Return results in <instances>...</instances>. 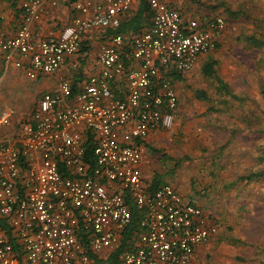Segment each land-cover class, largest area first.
<instances>
[{
	"label": "built area",
	"instance_id": "2783aa9c",
	"mask_svg": "<svg viewBox=\"0 0 264 264\" xmlns=\"http://www.w3.org/2000/svg\"><path fill=\"white\" fill-rule=\"evenodd\" d=\"M12 1L21 19L12 36L0 27V55L29 79L55 73L93 31L118 28L133 4L76 0L58 34L36 38L47 7L64 0ZM148 6L150 26L129 42L100 40L97 73L75 91L63 79L26 117L1 112L0 264H191L217 235L218 224L173 185L150 190L140 164L149 132L175 120L178 93L167 74L191 71L226 21H184L163 0ZM132 207L138 223L125 238Z\"/></svg>",
	"mask_w": 264,
	"mask_h": 264
},
{
	"label": "rangeland",
	"instance_id": "374dc122",
	"mask_svg": "<svg viewBox=\"0 0 264 264\" xmlns=\"http://www.w3.org/2000/svg\"><path fill=\"white\" fill-rule=\"evenodd\" d=\"M240 5L235 9L245 16L235 22L240 29L235 40L202 57L190 76L176 84L180 98L174 123L144 148L147 182L160 175L176 189L195 191L204 197L211 221H218L216 239L203 244L191 264H257L264 259V176L238 179L264 171V49L243 40L250 32L264 38V0H241ZM207 59L215 61L217 77L202 72ZM13 73L10 68L0 79V114L9 109L21 119L35 107L46 76L29 79L19 73L16 81ZM218 80L239 99L219 90ZM199 92L208 100L199 98Z\"/></svg>",
	"mask_w": 264,
	"mask_h": 264
},
{
	"label": "crops",
	"instance_id": "0c3cea01",
	"mask_svg": "<svg viewBox=\"0 0 264 264\" xmlns=\"http://www.w3.org/2000/svg\"><path fill=\"white\" fill-rule=\"evenodd\" d=\"M167 5L176 8L179 10L181 17L184 21L189 19L200 20L206 17H213L216 14H220L225 18L226 25L221 35L219 42L214 50H212L206 56H209L213 51L219 49L229 40H235L236 35L239 34V28H237V24L235 22L239 21L240 16H242V12L235 7H240L241 0H163ZM139 0H133L132 8L130 11L131 17L132 12L135 11ZM134 10V11H133ZM151 13V11H150ZM147 13L146 17L143 19L141 25L142 27H149L152 20V14ZM21 9L18 4H11L10 0H0V27L6 36H12L15 34L21 19ZM70 9L67 5L64 4L63 1H59L58 5L55 7H47V10L42 14L40 21L35 24L33 31L36 38H42L48 34H58L61 28L66 25L70 21ZM91 36V49L87 57L84 54L76 53L74 56H71L66 59V61L58 68V70L51 75H42L46 76L42 79L40 85L39 98L42 96L44 92H55L58 89L59 83L63 79H72L81 78L83 76L90 73H97V68L94 67L95 60L99 52L100 40L96 31L90 33ZM17 57V56H16ZM205 57V56H203ZM202 58V57H201ZM199 63V62H198ZM196 64V66L198 65ZM195 66V67H196ZM194 67V68H195ZM13 70V75L17 81L18 74L21 73L24 76V72L21 69L14 67L11 63H6L2 55H0V79L6 76V73L9 69ZM193 68V69H194ZM49 76V77H47ZM190 76L189 72H186L183 77ZM41 77V76H39ZM86 77V76H85ZM52 81L55 84L53 90H50V84ZM180 81H174V85L176 90L178 91V102L180 98V88H177V83ZM38 98V99H39ZM38 101V100H37ZM37 105V102L35 106ZM15 120H19L16 117ZM22 119V118H21ZM11 130V129H10ZM162 130H152L149 132L145 141H153L159 136V133ZM141 171L143 173V157L141 160ZM211 185L206 186V188H210ZM181 194H183L188 199H193L197 201L200 205L205 207V203L203 201L204 197H200L195 191L192 193H186L177 189ZM204 210V209H203ZM205 211V210H204ZM205 213H207L205 211ZM209 214V213H207ZM210 216V214H209ZM202 245L198 246L197 251L200 249Z\"/></svg>",
	"mask_w": 264,
	"mask_h": 264
},
{
	"label": "trees",
	"instance_id": "16d2710c",
	"mask_svg": "<svg viewBox=\"0 0 264 264\" xmlns=\"http://www.w3.org/2000/svg\"><path fill=\"white\" fill-rule=\"evenodd\" d=\"M75 1L76 0H64L63 1L64 4L67 5L68 8L70 9V15H72V13H73L72 5ZM10 2H11V4H16L12 0H10ZM148 12L150 13L149 6H148V0H139L138 5H137L135 11L132 12L133 14L131 15V17L128 19V17L130 16L131 13L126 14L122 18L120 26L118 28H115V29L105 28V29H100L99 31H97V35L99 36V40H104V39L110 38L116 34H120L124 37L125 41H127V42L131 41L135 35H137L141 31L145 30V27H142L141 23H142L143 19L146 17ZM244 12L245 11H242V15L245 16ZM243 40L246 43V45H248L250 47H253L255 49H260V50L264 49V38L261 36H257V34L254 32L246 33L243 36ZM90 49H91V36H88V37L85 36L83 38V42H82L81 48L79 49L78 53L84 54V56L87 57V55L90 52ZM209 53H207V54H209ZM207 54L201 55L200 58L198 59V62L200 61L201 57L206 56ZM214 65H215V61L213 59H210V60L207 59L206 61H204L202 66H201V70L204 73V75H206L208 77H217V73H216ZM184 74L185 73H177V72L173 71V72L168 73L167 77L174 84V81H181L182 76ZM85 76H87V75H85ZM85 76H83V78ZM80 79L81 78H75V77H72V79H70L72 91L76 90V88H77L76 85L79 81H81ZM218 83H219V85H218L219 90H223L226 94L230 95L232 98L239 99V97L237 95H235L234 93H232L231 90L227 87V85L222 83L221 80H218ZM260 92L264 96V87L263 86L260 87ZM197 94H198L199 98H203L205 100H208V97L205 93L199 92ZM142 144H143L144 148H149V145L147 144V142L145 140L142 141ZM90 149H91V147L88 146L87 151H89ZM262 158H264V157L262 156ZM262 176H264V171H253V172L251 171V172L246 173L245 175L238 176V179L239 180H245L246 182H249V181H254L256 179H259ZM161 183H166V182H162L160 175H155L151 181H148L147 184L149 186V189L152 190L157 185H159ZM189 200L193 204H196V205L200 206L202 209H204V207L202 205H200L197 201H195L193 199H189ZM132 213H133V221L131 222V225L127 228V230L125 232V235H124L125 238H128L130 236L131 229H135V227L137 226V223H138L137 211L135 210L134 207H132ZM204 213H205V211H204ZM205 215L208 216L209 218H211L209 216V214L205 213ZM214 222L217 223L218 222L217 219ZM0 224H2L1 219H0ZM217 235H218V233H217ZM217 235L215 236V238H212L210 241L216 239ZM210 241L205 242L203 244L209 243ZM203 244H201V245H203ZM124 248H126V242L124 240H122L120 246L118 247V249L114 253V256L119 255L124 250ZM257 264H264V259H261L260 261H258Z\"/></svg>",
	"mask_w": 264,
	"mask_h": 264
}]
</instances>
